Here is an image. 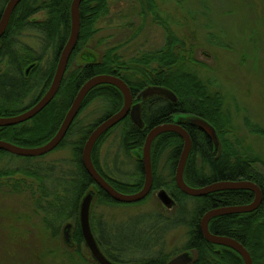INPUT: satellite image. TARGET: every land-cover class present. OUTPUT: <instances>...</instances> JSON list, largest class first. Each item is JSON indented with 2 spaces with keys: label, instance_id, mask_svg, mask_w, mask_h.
Instances as JSON below:
<instances>
[{
  "label": "trees",
  "instance_id": "trees-1",
  "mask_svg": "<svg viewBox=\"0 0 264 264\" xmlns=\"http://www.w3.org/2000/svg\"><path fill=\"white\" fill-rule=\"evenodd\" d=\"M7 1L0 0V19ZM72 1L23 0L15 9L9 27L0 39V64H4L8 68L0 75V88L2 87L0 90V118L21 114V109H23L21 104L37 88H39V94L33 95L34 98L30 104L35 105L49 89L60 53L70 36ZM110 1L84 0L82 2L79 41L72 53L57 96L32 120L14 127L0 128V140L17 146L21 142L38 143V146L45 145L56 135L79 89L88 80L99 75L117 76L131 88L134 97L139 98L141 123H135L129 116L110 130L104 139H108L112 131L120 127L121 142L118 148H122L120 152H125L130 157L136 151L140 155L142 154L146 137L151 129L169 123L178 116H180V121L186 119L181 117L201 118L207 121L217 132L219 146L216 147L197 127L187 126L186 130L192 139V150L185 168L184 180L192 188H203L218 182L237 181L252 182L261 188L262 203L255 212L214 218L209 223V230L213 235L231 238L243 245L251 254L253 264H264V176L255 170L258 160L254 157H247L245 153L241 152L239 141L232 142L227 138L231 120L225 110V100L222 94L213 88L212 83L201 79L192 69L193 58L189 56L184 41L170 28L168 20L160 15L157 2L155 0H138L143 13L153 15L154 20L164 29L166 44L163 48L143 53L129 61L122 60L117 54V49L113 48L97 61L86 62L70 70L76 59L81 58L83 50L97 34V24L108 14ZM41 12L45 13V18L41 21L36 20L34 17ZM26 30H33L40 35L42 54L28 53L21 59L15 50V41ZM48 51L51 54L43 68L42 60ZM29 68L31 69L27 73ZM30 72H32V77L28 76ZM154 88L162 90L163 93L147 98L141 97L143 92ZM95 101H100L103 104V108H99V111L104 114L89 126L79 141L73 144L78 173L68 184L71 187L70 193H72L69 197L63 199L56 192L43 191L45 189L43 179L46 178L41 177L39 172L31 173V167L22 168L31 177L38 180L39 188L42 191L40 201L43 205V200L50 201L47 204V209L57 211V223L60 222V224L70 220L77 221L81 200L91 188L97 190V200L100 203L122 205L114 202L95 185L82 162V151L92 131L123 107L124 98L118 88L112 85H100L88 94L78 117L58 149L65 146L67 139L78 127L83 112ZM246 124L248 127L250 121H246ZM251 132L264 138V131L260 127ZM183 146V140L172 133L159 136L153 144V190L163 187L171 194L177 202V216L174 219H166L158 213H154V216H143L138 222L142 239H139L133 230L125 228L127 223L122 224L121 229L119 227L108 229L99 226L100 232L97 230L95 232L98 242L108 258L124 264H166L171 257L164 255L162 251L156 252V249L163 246L165 235L170 228L185 225L188 229V241L183 252L193 254L194 260L191 264H244L242 257L234 250L207 242L202 234L200 224L204 215L210 210L246 206L254 201L255 195L248 191H223L195 198L197 199L195 208L187 220L188 212L183 203L189 197L179 191L175 182V172ZM120 152L115 154L116 160L120 158ZM166 152L170 171L168 181L159 178L156 173L157 160ZM98 153L99 148H95L93 154L95 167L117 191L128 190L130 194H135L142 189L145 173L139 155H137V165L140 174L133 184H129L108 176L98 161ZM11 155L0 151V158ZM21 170L0 169V181L10 178L16 173H21ZM54 187L57 186L54 184ZM39 208L44 209L43 206ZM57 227L59 229L61 226ZM150 237L155 238L154 243L141 244V240ZM74 238L79 244L83 241L81 229L78 227L74 231ZM81 260L84 261L83 258Z\"/></svg>",
  "mask_w": 264,
  "mask_h": 264
},
{
  "label": "rangeland",
  "instance_id": "rangeland-1",
  "mask_svg": "<svg viewBox=\"0 0 264 264\" xmlns=\"http://www.w3.org/2000/svg\"><path fill=\"white\" fill-rule=\"evenodd\" d=\"M155 1L160 15L168 20L173 32L184 41L189 56L194 60L192 69L222 94L225 110L231 120L227 138L232 142L239 141V150L247 157L258 160L255 170L264 176V138L251 132L259 127L264 131V0ZM34 18L41 21L45 18V13L41 12ZM97 30L95 37L83 50L84 55L97 59L108 50L116 48L118 56L129 61L143 53L159 50L166 44L164 29L154 20L153 15L143 13L138 0H111L108 14L98 22ZM15 42V50L21 59L28 53L42 54L40 35L33 30L23 31ZM50 54L48 51L44 55L43 68ZM84 63L86 62L78 57L70 70ZM7 69L4 64H0V75ZM31 74L32 72L28 76L32 77ZM38 90L39 88L21 104L22 108L30 105L33 95L39 94ZM99 108L102 109L103 104L95 101L83 112L78 127L64 147L38 158L13 155L10 158H0V169L21 170L31 167V173L36 171L46 178L43 179V191L56 192L63 199L69 197L72 193L68 184L78 173L73 144L104 114ZM246 121H250L248 127ZM120 135V127L114 129L103 148H99L100 164L103 171L114 180L133 184L140 174L137 165V155L140 154L136 151L129 157L125 152H120L122 148H117L121 142ZM19 146L26 149L40 147L38 143L24 142ZM118 151L120 158L116 160L114 156ZM167 159L166 152L156 164L157 176L164 181H168L170 175ZM24 169L21 173L0 181V264H79L75 257H62L61 254L75 250L72 232L69 244L61 237L62 244L57 246L59 254H47L48 249L38 250L35 247V242L40 241L38 235L42 220V217H35V209L41 206L47 208L50 201L43 200L44 205L42 204L38 180ZM120 191L130 194L128 190ZM196 201L197 199L189 197L183 203L188 212L187 220ZM154 213L166 219L177 216L176 209L167 210L162 206L156 193L148 196L141 204L128 206L107 205L95 199L91 213L92 226L100 232L99 226L121 229V225L127 223L125 228L133 230L142 239L138 222L143 216H154ZM66 224L71 223L58 222L56 226H61L59 230L63 227L64 233ZM154 240V237L146 238L141 240V244H152ZM187 241L188 229L185 225L172 227L165 235L163 246L157 248L156 252L162 251L172 259L183 253ZM81 253L89 258L83 249ZM36 255L40 256V260ZM86 263L93 264L88 260Z\"/></svg>",
  "mask_w": 264,
  "mask_h": 264
},
{
  "label": "water",
  "instance_id": "water-1",
  "mask_svg": "<svg viewBox=\"0 0 264 264\" xmlns=\"http://www.w3.org/2000/svg\"><path fill=\"white\" fill-rule=\"evenodd\" d=\"M23 0H9L5 6L1 19H0V39L6 33L12 15L15 9ZM84 0H73L71 4V32L69 39L62 49L59 60L57 63L56 71L52 80V83L45 93V95L29 110L18 114L13 117L0 118V128L14 127L26 123L37 115H39L57 96L63 79L65 77L70 58L73 51L79 41L80 31H81V14L80 7ZM81 59L85 62H95L98 59L92 56H87L81 54ZM31 68L27 71H30ZM100 85H112L118 88L124 98L123 107L119 112L112 115L101 124H99L88 137L85 146L82 151V162L83 166L92 178L95 185L104 191L114 202L122 205H134L143 202L151 194L153 190V167H152V146L157 137L166 134L174 133L178 135L183 141V151L180 156L177 169L175 172V182L180 192L184 195L192 198H202L217 192L223 191H248L252 192L255 195L254 201L246 206H233L219 208L212 211H209L204 215L201 220V231L207 242L228 247L235 252H237L242 259L244 264H253V259L248 250L241 245L236 240L226 237H220L211 234L209 230V222L217 217L229 216V215H240V214H249L255 212L262 203V190L261 188L248 181H237V182H218L212 185L203 187V188H192L188 186L184 180V172L187 165V161L192 149V139L189 133L183 129L180 124H166L153 128L146 137L142 154L139 155V159L143 162L144 173H145V182L142 189L135 194H123L117 191L96 169L93 160L92 154L94 147L97 141L108 131L113 129L119 123H121L127 116L130 115L132 120L140 124L141 115L139 106L133 107V95L129 86L122 79L111 76V75H99L95 76L92 79L88 80L78 91L75 96L59 130L56 135L45 145L38 148L26 149L20 146L14 145L9 142L0 140V151H4L15 155L17 157L24 158H38L43 157L57 150L58 147L62 144L66 138L69 129L74 123L75 119L78 117L82 105L88 96V94L96 87ZM163 93L160 89H148L143 92L141 97L147 98L151 95H157ZM181 123H188L192 126L197 127L201 130L213 143L216 147L219 146V138L215 128L210 125L207 121L201 118H186L185 121ZM97 197V190L91 188L86 192L84 197L81 200L79 206V224L81 229L82 238L85 242L86 248L91 253L92 258L98 264H115L111 262L101 251L98 242L94 236L92 226H91V210L93 203ZM157 198L164 208L167 210H173L177 207L176 201L169 195L165 189H161L157 192ZM71 224H67L64 228L63 237L67 244L71 242ZM194 260V257L191 252H183L180 255L172 258L166 264H191Z\"/></svg>",
  "mask_w": 264,
  "mask_h": 264
},
{
  "label": "flooded vegetation",
  "instance_id": "flooded-vegetation-1",
  "mask_svg": "<svg viewBox=\"0 0 264 264\" xmlns=\"http://www.w3.org/2000/svg\"><path fill=\"white\" fill-rule=\"evenodd\" d=\"M9 1V0H8ZM8 1H7V3H8ZM7 3H6V5H7ZM5 5V6H6ZM112 76V75H111ZM115 77H117V76H115ZM119 78V77H118ZM130 88V87H129ZM130 90H131V88H130ZM132 92V91H131ZM132 95H133V93H132ZM138 97H134V95H133V107L134 106H138V104L140 103L139 101H138ZM34 105L33 104H30L29 106H27V107H25V108H23V109H21V113H23V112H25V111H27V110H29V109H31L32 107H33ZM142 111V110H141ZM130 116V115H129ZM129 116H127V117H129ZM181 118H190V117H181ZM125 120V119H124ZM123 120V121H124ZM122 121V122H123ZM120 124V123H119ZM166 124H180V126L183 128V129H185L186 130V128H187V126L188 127H190V128H192V127H194V126H192V125H189V124H187V123H181V121H180V116H178V117H176L175 119H173L171 122H169V123H165V124H163V125H166ZM161 126V125H160ZM158 127V126H157ZM112 130V129H111ZM152 130V129H151ZM150 130V131H151ZM149 131V132H150ZM187 131V130H186ZM109 132V131H108ZM107 132V133H108ZM149 132H148V134H149ZM188 132V131H187ZM106 133V134H107ZM106 134H104L98 141H97V143H96V145H95V147H94V150H95V148H103V145H104V143H105V141L107 140V139H104V137H105V135ZM167 134V133H166ZM172 134H174V133H172ZM158 138V137H157ZM156 138V139H157ZM104 139V140H103ZM154 143H155V141H154ZM153 143V144H154ZM183 143H184V141H183ZM118 148V147H117ZM94 150H93V154H94ZM192 150V149H191ZM191 153V152H190ZM92 154V160H93V163H94V155ZM98 155H99V153H98ZM189 157H190V155H189ZM140 160V159H139ZM98 161H99V163H100V159H99V156H98ZM95 165V164H94ZM101 165V164H100ZM152 167H153V146H152ZM154 175V174H153ZM153 184H154V177H153ZM161 189H165V188H163V187H160L159 189H157V190H152V192H151V194L150 195H152V194H154V193H156L157 194V192L159 191V190H161ZM166 190V189H165ZM167 191V190H166ZM168 192V191H167ZM169 193V192H168ZM149 195V196H150ZM169 195L171 196V194L169 193ZM50 197H51V195H50ZM172 197V196H171ZM173 198V197H172ZM192 198V197H191ZM96 199H97V197H96ZM174 199V198H173ZM175 200V199H174ZM176 201V200H175ZM177 203V202H176ZM175 209H177V207L176 208H174L173 210H175ZM213 210H215V209H213ZM210 211H212V210H210ZM57 211L56 210H52V209H47V208H44V209H42V208H37V209H35V217H42V220H41V230H40V232H39V235H38V237H39V239H40V241H37V242H35L36 244H35V247H37V249L38 250H41V248H44V249H48L46 252H47V254L48 253H50L51 255H53L55 252L57 253V246H58V244H62V241L63 240H61V237L63 236V227L61 228V230H59L58 229V227L56 226L57 225V213H56ZM91 213H92V210H91ZM208 213V212H207ZM38 214H40V215H38ZM250 214V213H249ZM218 218V217H217ZM213 220V219H212ZM71 223V226H72V228H71V232L73 233V241H74V243L73 244H75V246H76V248H75V250H73V251H70V252H68V251H65L64 253L63 252H61V254H63L62 255V257H64V256H68L69 258H71L72 256L73 257H75L76 259H77V261H78V263L79 264H87L86 263V260H88V261H90L91 263H93V264H98L93 258H92V256H91V253L89 252V250L86 248V246H85V242H84V240L81 242V244H79L76 240H75V238H74V231L76 230V228L78 227V228H80V224H79V212H78V215H77V221H68V222H66V223ZM210 223V222H209ZM67 225V224H66ZM91 226H92V215H91ZM99 226V225H98ZM92 230H93V233H94V236H95V238H96V240H97V242H98V238H97V235H96V232H95V229H94V227L92 226ZM42 239H45L44 241H42ZM45 245V247H43ZM98 245H99V247H100V249H101V251L103 252V249H102V247H101V245L99 244V242H98ZM55 248V249H54ZM51 249V250H50ZM84 250L88 255H89V258L87 259L85 256H84V254L83 253H81V250ZM37 252V251H36ZM60 252H58L57 254H59ZM71 253V254H70ZM104 253V252H103ZM104 255H105V253H104ZM37 256V255H36ZM106 256V255H105ZM107 257V256H106ZM81 258H83L84 259V261L83 260H81ZM108 258V257H107ZM37 259L38 260H40V256H37ZM72 259H74V258H72ZM86 259V260H85ZM111 262H113V263H115V264H124V263H119V262H116V261H113L112 259H110V258H108Z\"/></svg>",
  "mask_w": 264,
  "mask_h": 264
}]
</instances>
